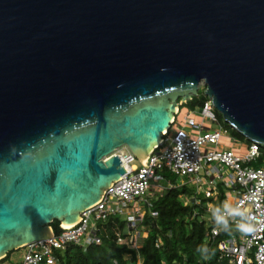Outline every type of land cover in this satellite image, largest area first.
Listing matches in <instances>:
<instances>
[{
  "label": "water",
  "instance_id": "1",
  "mask_svg": "<svg viewBox=\"0 0 264 264\" xmlns=\"http://www.w3.org/2000/svg\"><path fill=\"white\" fill-rule=\"evenodd\" d=\"M201 80L264 146V0H0V261L98 202L118 148L143 163Z\"/></svg>",
  "mask_w": 264,
  "mask_h": 264
},
{
  "label": "built area",
  "instance_id": "2",
  "mask_svg": "<svg viewBox=\"0 0 264 264\" xmlns=\"http://www.w3.org/2000/svg\"><path fill=\"white\" fill-rule=\"evenodd\" d=\"M200 88H204L206 96L200 110L181 106L192 100L193 94L187 102L179 100L169 128L148 151L144 164L128 146L118 148L114 153L120 157L127 171L104 190L98 202L80 212L77 222L69 225L59 222L58 230L52 226L51 237L21 247L25 248L22 264H60L56 255L58 249L68 245L87 249L101 244L99 223L116 215L126 222V235L118 234V243L137 249L144 235L138 225L152 205V197L165 189L195 184L196 195H192V199L197 203L200 202L197 197L200 193L213 198L207 208L211 215L214 202L222 194L218 182L223 185L225 193L222 215L237 227L235 235L218 242L221 256L228 264H264V158L259 159L261 145L249 142L244 154L227 146L218 149L221 140L230 135L227 128L212 129V125L219 123L220 112L215 108L212 97L205 93V80L198 84V94ZM180 122L183 126L172 128ZM185 125L191 130L185 129ZM136 159L139 162L132 163ZM257 159L260 167L252 166L251 163ZM222 165L228 169L227 172L221 171ZM165 170L182 178V182L167 179L163 174ZM143 203L146 205L142 206ZM221 231V227H214L213 237Z\"/></svg>",
  "mask_w": 264,
  "mask_h": 264
},
{
  "label": "trees",
  "instance_id": "3",
  "mask_svg": "<svg viewBox=\"0 0 264 264\" xmlns=\"http://www.w3.org/2000/svg\"><path fill=\"white\" fill-rule=\"evenodd\" d=\"M205 98V95L199 93L186 105L194 110L201 106ZM218 116L221 121L220 113ZM228 128L230 136L244 139L237 130ZM262 158L264 146L260 149L259 159ZM221 191L211 215L207 208L213 198H206L200 193L197 196L200 202L197 203L196 199H192V195H196L195 187L183 186L159 192L152 197V205L147 208L143 221L138 225L144 235L137 249L118 243V234L126 235V222L116 215L99 223L101 244L91 245L87 249L68 245L58 249L56 255L60 264H228L221 256L218 242L235 235L237 227L222 215L225 193L223 188ZM51 225L55 230L59 229L58 221L55 220ZM217 226L222 231L213 237L212 229Z\"/></svg>",
  "mask_w": 264,
  "mask_h": 264
},
{
  "label": "rangeland",
  "instance_id": "4",
  "mask_svg": "<svg viewBox=\"0 0 264 264\" xmlns=\"http://www.w3.org/2000/svg\"><path fill=\"white\" fill-rule=\"evenodd\" d=\"M199 93H202L204 95V88H200L199 89ZM195 97H197L198 95H194ZM182 107L186 106L185 108H188L190 109L191 107L189 105H186V103H184L183 105H181ZM201 107L198 106L196 107V110H200ZM221 115V121H219V123H215L214 125H212V129H220L221 127H224V128H227L229 129L228 127L232 128V126L227 123L224 119H223V116L222 114L220 113ZM228 127H227V126ZM180 126H183V122H180V123H177L175 124L172 128H177V127H180ZM185 129L187 130H191V128L187 125L184 126ZM234 129V128H232ZM230 130V129H229ZM230 133V132H229ZM231 135V133H230ZM249 143V140L247 138L244 137V139L242 138H239V137H233L230 136L229 138H223L221 140V142L219 143L218 145V149H222L224 147H232L237 153L239 154H244L245 151H246V147ZM262 146V145H261ZM139 161L138 159H136L135 161H133L132 163L134 164H137ZM252 166L254 167H260V163H259V160H255L251 163ZM220 169L221 171H228V169L226 167H224L223 165L220 166ZM163 174L166 176L167 179H169L170 181L172 182H175V183H181L182 182V178H179L178 176L172 174L171 172L169 171H163ZM164 183H166V181H164ZM191 186H195V184H191V183H187V187H191ZM218 187L219 189L221 190V188H223V185L221 184V182H218ZM224 189V188H223ZM146 204H142V206H145ZM24 252H25V248H21V249H17L15 251H13L10 256L8 257V259H6L4 262H2L1 264H22L23 262V256H24Z\"/></svg>",
  "mask_w": 264,
  "mask_h": 264
},
{
  "label": "bare ground",
  "instance_id": "5",
  "mask_svg": "<svg viewBox=\"0 0 264 264\" xmlns=\"http://www.w3.org/2000/svg\"><path fill=\"white\" fill-rule=\"evenodd\" d=\"M65 224V223H64ZM65 225H69V224H65Z\"/></svg>",
  "mask_w": 264,
  "mask_h": 264
}]
</instances>
